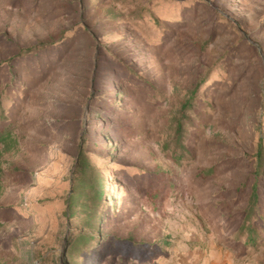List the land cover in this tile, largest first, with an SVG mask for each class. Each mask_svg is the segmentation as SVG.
Instances as JSON below:
<instances>
[{
    "label": "rangeland",
    "instance_id": "obj_1",
    "mask_svg": "<svg viewBox=\"0 0 264 264\" xmlns=\"http://www.w3.org/2000/svg\"><path fill=\"white\" fill-rule=\"evenodd\" d=\"M168 2L0 0V264H264V0Z\"/></svg>",
    "mask_w": 264,
    "mask_h": 264
},
{
    "label": "trees",
    "instance_id": "obj_2",
    "mask_svg": "<svg viewBox=\"0 0 264 264\" xmlns=\"http://www.w3.org/2000/svg\"><path fill=\"white\" fill-rule=\"evenodd\" d=\"M189 102H186L184 105V110L187 109ZM1 109V103H0ZM181 129V125H179ZM20 143L15 135L14 126L12 124H0V195L2 194V178L3 171L1 168L2 158L11 152H14L18 149ZM262 153L259 152L258 158H262ZM79 165L77 167V172L79 174L78 179H76L75 186L73 188L72 194L68 198V212H66L70 219L76 217L81 218L80 222H84V225L81 229H78V235L74 239L73 243L70 245L68 250V255L76 254L78 255L83 248L90 244L93 239L88 236L87 230H92L94 227L93 222L97 219V205L102 200L103 192L97 190L96 186L91 185L92 177V167L89 165L88 160L80 156ZM92 190V192H89ZM255 200H257V195H255ZM81 232V233H80ZM250 239H252L250 237ZM254 241L253 239L251 240ZM250 241V242H251ZM68 263V262H67ZM69 264V263H68Z\"/></svg>",
    "mask_w": 264,
    "mask_h": 264
},
{
    "label": "crops",
    "instance_id": "obj_3",
    "mask_svg": "<svg viewBox=\"0 0 264 264\" xmlns=\"http://www.w3.org/2000/svg\"><path fill=\"white\" fill-rule=\"evenodd\" d=\"M198 2H199V0H197V1H190L189 3H187V4H184V3H182V2H178V3H176L174 0H169V2H168V4H169V7H172L173 9H175L174 11L175 12H177V8L179 7V9L180 10H182L183 8H186V6H194V5H196V3L198 4ZM171 5V6H170ZM168 7V8H169Z\"/></svg>",
    "mask_w": 264,
    "mask_h": 264
}]
</instances>
